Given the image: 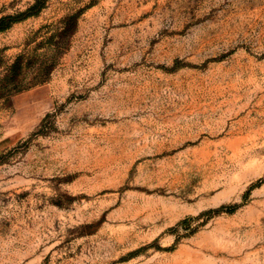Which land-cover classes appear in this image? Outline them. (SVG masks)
<instances>
[{
	"label": "rangeland",
	"instance_id": "1",
	"mask_svg": "<svg viewBox=\"0 0 264 264\" xmlns=\"http://www.w3.org/2000/svg\"><path fill=\"white\" fill-rule=\"evenodd\" d=\"M37 1L0 0V264H264V0Z\"/></svg>",
	"mask_w": 264,
	"mask_h": 264
},
{
	"label": "trees",
	"instance_id": "2",
	"mask_svg": "<svg viewBox=\"0 0 264 264\" xmlns=\"http://www.w3.org/2000/svg\"><path fill=\"white\" fill-rule=\"evenodd\" d=\"M43 6H44L43 0H38L37 3L31 9L33 11H39ZM26 15H29V14H26ZM77 18H78V14L72 15L68 18V20L70 22V29L72 31L75 30V28H76ZM19 19L20 18H18V17H13L10 15L1 17L0 18V31L8 28L11 25V23H13L14 21H17Z\"/></svg>",
	"mask_w": 264,
	"mask_h": 264
}]
</instances>
